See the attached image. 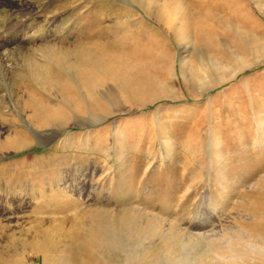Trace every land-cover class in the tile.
Wrapping results in <instances>:
<instances>
[{"label":"rangeland","instance_id":"obj_1","mask_svg":"<svg viewBox=\"0 0 264 264\" xmlns=\"http://www.w3.org/2000/svg\"><path fill=\"white\" fill-rule=\"evenodd\" d=\"M140 2L0 0V264H264V0Z\"/></svg>","mask_w":264,"mask_h":264},{"label":"bare ground","instance_id":"obj_2","mask_svg":"<svg viewBox=\"0 0 264 264\" xmlns=\"http://www.w3.org/2000/svg\"><path fill=\"white\" fill-rule=\"evenodd\" d=\"M145 1V0H144ZM148 3H146V5H144L142 2H140V4L142 3L144 6H142L145 11L148 13L150 12H156L155 15L158 16V21L164 26L165 29L173 32V34L175 35V37L179 38L183 31L190 28L191 26H193L196 28V32L199 34L198 36H200L203 39L208 38L211 34V30L214 29V25H212L209 21L210 17H206V15H197L198 13H196V15L192 12V8L190 7V5H183V3H181V0H164L162 4L157 5L155 2L156 0H146ZM194 1V0H193ZM223 2V1H222ZM191 3V2H190ZM141 7V6H140ZM194 8V7H193ZM221 10V9H220ZM220 12V11H219ZM201 13V12H200ZM192 14V15H191ZM195 15V17H194ZM208 15V14H207ZM213 15V14H212ZM221 15V14H220ZM219 17V16H218ZM26 22L23 24V29H21L20 31L24 32L25 30H27L26 28L29 27V24H27V20L25 19ZM214 21V18H213ZM225 22V21H223ZM194 28V29H195ZM17 29V28H16ZM14 31V30H13ZM11 30L10 33H13V35L16 36V34ZM188 31V30H187ZM21 32V33H22ZM9 33V34H10ZM220 33V32H218ZM218 36V34H216ZM220 36V35H219ZM14 37V36H13ZM236 37V36H235ZM15 38V37H14ZM210 41V40H209ZM206 43V42H205ZM95 47V46H94ZM87 48V47H86ZM92 48L91 46L89 47V49ZM99 49V48H98ZM103 49V48H102ZM95 50V49H94ZM80 51V50H79ZM88 52V51H86ZM94 52V51H93ZM79 54V53H78ZM86 55V54H85ZM89 55V54H88ZM94 55V54H93ZM103 55V54H102ZM75 57V56H74ZM88 57V56H87ZM86 57V58H87ZM92 57V56H91ZM90 57V58H91ZM104 57V56H102ZM64 58V57H63ZM84 58V59H86ZM93 58H95L93 56ZM106 58V57H105ZM102 59V60H101ZM163 59V58H162ZM59 61L62 60L58 58ZM91 60V59H90ZM89 60V62H90ZM88 61V60H87ZM95 61V60H93ZM92 61V62H93ZM117 61H119V59L117 58H113V59H107L105 60L104 58H100V61H98L99 65H106V67L112 68V66L114 67V65L117 63ZM87 63V62H86ZM85 63V65H86ZM91 63V62H90ZM96 64V66L98 65L96 63V61L94 62ZM202 64V63H201ZM200 64V65H201ZM98 65V66H99ZM62 66V65H61ZM70 71L72 70L74 75L76 74V79H74V86L80 91V86L85 88L84 91L86 92V96H87V101H86V110L87 112L91 113V111H97L98 110V103L96 102V93L99 90V82L100 80L98 79L99 76L97 75H93L92 73L95 74L96 69L95 68H90L88 69V73L86 72H80V69H77L78 67L73 69L72 67H69ZM132 68V67H131ZM115 69V68H114ZM130 69V68H129ZM205 69V68H204ZM203 69V70H204ZM113 71V69H112ZM111 71V72H112ZM207 71V70H206ZM205 71V72H206ZM68 72V71H67ZM129 71H125L124 73H127ZM114 73V71H113ZM41 75L47 76L46 79H39V80H44V81H48L50 79V74L49 75H45L43 73H41ZM41 75H38L40 78H42ZM100 75V74H99ZM102 75V74H101ZM104 75V74H103ZM204 75V74H203ZM122 75H119V77ZM126 76V75H125ZM118 77V76H117ZM133 78V77H132ZM67 79V78H66ZM37 80V79H36ZM38 81V80H37ZM72 84V83H71ZM72 87V86H71ZM139 87V86H138ZM62 88V87H61ZM73 88V87H72ZM99 99H103L102 97H99ZM98 99V100H99ZM31 100V99H30ZM75 102V101H74ZM27 104H29L28 106H30V103L27 102ZM32 105V104H31ZM80 106V105H79ZM33 107V106H32ZM70 109V108H69ZM31 110V109H29ZM34 110V109H33ZM50 110V109H49ZM43 111V110H42ZM82 111V110H81ZM84 111V110H83ZM46 111H44L45 113ZM51 112V111H50ZM86 112V111H85ZM30 113L33 114H37V116L40 117H36L35 121H37V125L39 128L43 129V128H48L50 127L52 124L50 123L51 121L47 118H42V114L37 113L35 111H31ZM55 113V112H54ZM85 114L83 112L78 111L77 114ZM61 114V113H60ZM47 115V113H46ZM51 116V115H50ZM54 116V115H53ZM58 116V115H57ZM60 116V115H59ZM29 117L31 119L33 118V115H29ZM47 117V116H46ZM52 117V116H51ZM38 118V119H37ZM63 118V117H62ZM68 118V119H67ZM66 120L69 121L70 117H67ZM73 118V117H72ZM65 119V118H64ZM53 120V119H51ZM74 120V118L72 119ZM57 123V122H56ZM16 142H14L15 144ZM14 144H9V140L7 143H0V148H5V147H11ZM44 252V251H43ZM49 258V256H48ZM61 264V263H60Z\"/></svg>","mask_w":264,"mask_h":264}]
</instances>
